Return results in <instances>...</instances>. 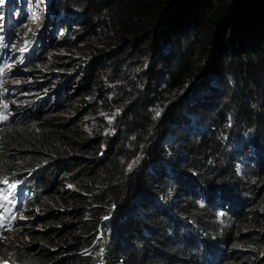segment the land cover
I'll list each match as a JSON object with an SVG mask.
<instances>
[{
	"label": "trees",
	"instance_id": "1",
	"mask_svg": "<svg viewBox=\"0 0 264 264\" xmlns=\"http://www.w3.org/2000/svg\"><path fill=\"white\" fill-rule=\"evenodd\" d=\"M46 4L39 59L17 87L45 96L27 103L43 112L0 133V184L34 173L41 212L0 257L203 264L176 229L192 221L229 249L250 245L243 264H264V0ZM227 142L250 158L240 176ZM233 198L240 215L216 218L211 203Z\"/></svg>",
	"mask_w": 264,
	"mask_h": 264
},
{
	"label": "clouds",
	"instance_id": "2",
	"mask_svg": "<svg viewBox=\"0 0 264 264\" xmlns=\"http://www.w3.org/2000/svg\"><path fill=\"white\" fill-rule=\"evenodd\" d=\"M23 9L27 11V8H25L24 5H22L21 8L17 10L20 11ZM20 29L21 26L18 24L17 27V22L13 18H11V21L1 19L0 37H3V40H0V69H3V74H6L7 77L3 78L2 80L0 79V102L8 103L9 109L5 111L2 107H0V115H8V113H11V115L8 116L6 121L0 122V133L3 128L10 127V125H12L14 122L23 123L26 118H28L31 114H34V111L36 110H41L39 111L40 113L43 112L42 107L36 108L34 106L33 100L36 97L45 96L35 95L31 94L30 92L19 90L17 87L24 84L23 82L13 83L15 79V77H13L14 75L21 74L22 79L26 78V71L31 69L39 59V48L36 47L37 44L35 45V41L32 43L34 47L29 54L25 56L22 54L19 57H16L15 54L10 55L11 36L16 31L17 34H19V31H21ZM42 54L43 52L41 55ZM21 57L24 58L23 63H21L22 66L15 68V71H13L12 67L16 66H13L12 63L19 62ZM13 60H15V62ZM6 80L10 82V85H13L12 88L4 89ZM31 82H33V80H31ZM30 97H32L33 100L31 104H27ZM13 101H15V104ZM34 116H36V114H34ZM246 159L248 160V164L250 162V158ZM245 164L246 161L244 160L238 164L239 171H237V173L239 176L242 174V169ZM5 179L11 184L15 185V188L13 189V195H15L17 192L20 193L17 207H22L24 209V215L28 217V219L26 221H21L19 219V215H17L16 220L11 221V230L0 228V243L5 242L4 244H6L7 238L12 232L14 233L16 231H21L23 229V225H27L30 220H34L33 218H37L40 215V205L37 203V199L44 192L38 177L32 172L7 173L1 182L0 187H7V185L4 183ZM3 199L4 197L0 196V200ZM8 199L10 200L11 196H9ZM243 206V202L240 198H233L230 200L224 199L218 204L211 203L212 210L216 212L215 217L225 218L228 220L236 219V217L240 215L242 211L241 208ZM221 213H223V215H221ZM5 222H8L7 217H5ZM185 226V229L188 231V236H186L185 243L193 249L196 247L201 249L200 259L203 264H232V261L238 257V252L234 249H229L228 246L223 241H221L219 236L208 235L209 233H207V230L200 229L192 221L180 225L176 229L184 228ZM198 260L199 258L197 257V262H200V260ZM5 262L6 261L0 257V264H5ZM7 264L10 263L7 262Z\"/></svg>",
	"mask_w": 264,
	"mask_h": 264
},
{
	"label": "rangeland",
	"instance_id": "3",
	"mask_svg": "<svg viewBox=\"0 0 264 264\" xmlns=\"http://www.w3.org/2000/svg\"><path fill=\"white\" fill-rule=\"evenodd\" d=\"M46 3H47V0H4V6L0 10V16H2V19L11 21V18H13L15 21H17L19 18L17 16L20 12L17 9H20L22 5H24V7L27 8V11H25L26 15L24 17L23 22H20V23H24V25L21 26V29H20L21 32L19 31V34H17V31H16L11 36L10 55L15 54L16 57H19L22 54L25 56L31 52L32 48L34 47V45L32 44L33 41L38 40L39 39L38 37L43 34V32L40 33L39 30L45 29V23H46V13H45L46 11L45 10H46V5H47ZM33 14H35L37 18L36 22H33V19H32ZM0 22H1V19H0ZM22 48H26V51H23V52L20 51V49ZM46 50L48 51L49 49L47 48ZM13 61L15 62V60ZM12 65L16 66V67H12L13 71H15V68H19V66H22L20 61L17 63H12ZM13 77H15L14 81L18 80L19 82H23V83L29 82V80L26 78L22 79L21 74L14 75ZM227 149L229 150V151L226 150L227 155L230 153L232 154V151H233V155H236V157H238V161L244 160L247 163L248 160L246 159V156L243 154H240V155L238 154L240 151L239 150L240 144L235 143V142H227ZM4 247H5V244L0 243V250ZM233 249L241 250L245 255H238L239 257L235 258L232 261V264H243L245 263V260L243 257L248 256L247 254L251 255L250 245H247L242 241L236 242ZM256 253L258 256L264 255V245L257 248Z\"/></svg>",
	"mask_w": 264,
	"mask_h": 264
},
{
	"label": "snow or ice",
	"instance_id": "4",
	"mask_svg": "<svg viewBox=\"0 0 264 264\" xmlns=\"http://www.w3.org/2000/svg\"><path fill=\"white\" fill-rule=\"evenodd\" d=\"M4 6V0H0V8ZM0 19H2V16H0ZM33 22H36V16L33 14ZM0 40H3V37H0ZM20 51H26V48L20 49ZM24 58H20V62L23 63ZM3 73V69H0V74ZM13 83H19L18 80L13 81ZM15 103V101H13ZM0 107H2L5 111L9 109L8 103L0 102ZM11 115V113H8V115H0V122L6 121L8 119V116ZM159 115V112H157V116ZM231 118H229L230 121ZM111 122V121H109ZM230 126V125H229ZM139 159V158H137ZM137 161H132L127 168V171L132 170L133 164H135ZM237 171H239V166H237ZM4 183L7 185L6 188L0 187V196L4 197L3 200H0V228L11 230V221L16 220V216L19 215V219L21 221H26L28 217L24 215V209L22 207H17V204L19 202L20 193L17 192L15 195H13V189L15 188L14 184H11L6 179L4 180ZM169 195H171V192H169ZM11 196V199L9 200L8 197ZM200 207H204L203 204L200 205ZM223 215V213H221ZM5 217H7V223L5 222ZM105 219H108V217H105ZM19 230V229H18ZM6 239V238H5ZM84 254H89L87 250ZM7 264V262H5Z\"/></svg>",
	"mask_w": 264,
	"mask_h": 264
},
{
	"label": "bare ground",
	"instance_id": "5",
	"mask_svg": "<svg viewBox=\"0 0 264 264\" xmlns=\"http://www.w3.org/2000/svg\"><path fill=\"white\" fill-rule=\"evenodd\" d=\"M216 234V233H215Z\"/></svg>",
	"mask_w": 264,
	"mask_h": 264
}]
</instances>
